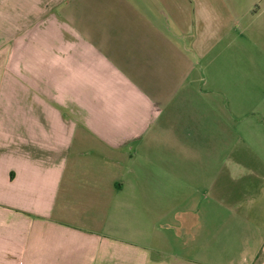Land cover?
Returning <instances> with one entry per match:
<instances>
[{
    "label": "crops",
    "instance_id": "obj_1",
    "mask_svg": "<svg viewBox=\"0 0 264 264\" xmlns=\"http://www.w3.org/2000/svg\"><path fill=\"white\" fill-rule=\"evenodd\" d=\"M0 264H264V0H0Z\"/></svg>",
    "mask_w": 264,
    "mask_h": 264
},
{
    "label": "rangeland",
    "instance_id": "obj_2",
    "mask_svg": "<svg viewBox=\"0 0 264 264\" xmlns=\"http://www.w3.org/2000/svg\"><path fill=\"white\" fill-rule=\"evenodd\" d=\"M203 77L204 78H206V79H208V74H209V72H208V67L207 68H205L203 71ZM205 75H206V77H205ZM205 79H203V86H204V83H205ZM207 85V84H206ZM206 85L204 86V89H207V87H206ZM208 86V85H207ZM175 219V220H174ZM176 220H177V217H171V220H170V222H176Z\"/></svg>",
    "mask_w": 264,
    "mask_h": 264
}]
</instances>
